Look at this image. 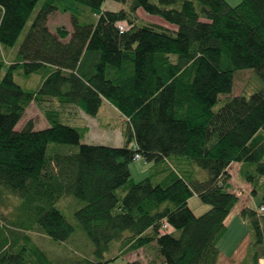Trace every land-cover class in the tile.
Returning a JSON list of instances; mask_svg holds the SVG:
<instances>
[{
    "label": "trees",
    "instance_id": "16d2710c",
    "mask_svg": "<svg viewBox=\"0 0 264 264\" xmlns=\"http://www.w3.org/2000/svg\"><path fill=\"white\" fill-rule=\"evenodd\" d=\"M105 1L0 0V47H13L30 22L17 54L0 58V198H20L13 220L0 223V264H57L33 234L72 236L57 207L65 196L84 202L74 212L92 244L84 264H107L115 240L120 255L154 247L166 264H218L239 200L231 163H240L256 206L264 203V0H114L124 5L118 10L104 9ZM57 10L71 13L72 33L49 30ZM140 10L174 28L144 20ZM243 69L254 70L253 83L221 100ZM16 73L40 74L41 82L25 88ZM102 96L128 118L122 146L84 143L88 127L66 121L65 106L95 116ZM31 103L49 126L35 129L29 119L17 129ZM141 159L151 174L134 181L130 165ZM194 165L207 180L196 178ZM194 195L210 209L196 215ZM241 215L252 225L242 264H259L264 215L250 208ZM165 222L171 232L162 231Z\"/></svg>",
    "mask_w": 264,
    "mask_h": 264
},
{
    "label": "rangeland",
    "instance_id": "374dc122",
    "mask_svg": "<svg viewBox=\"0 0 264 264\" xmlns=\"http://www.w3.org/2000/svg\"><path fill=\"white\" fill-rule=\"evenodd\" d=\"M239 3L240 0H237ZM40 4L36 7L34 14L39 9ZM50 24L52 28L64 27L73 29L72 25V16L70 12H61L57 10L55 14L51 17ZM28 26L24 29L16 44L13 47L4 48L0 47V58L3 60H11L12 57L17 54L20 45L22 44L27 31ZM6 69L4 68L0 73V79L5 74ZM254 70L252 69H243L238 70L234 74V84L233 90L230 94L221 95L220 99L224 100L230 96H236L242 92L246 84L253 83L254 81ZM15 81L21 86L28 89H36L40 84L41 75L34 73L30 76H24L15 74ZM107 99V97H105ZM108 100V99H107ZM104 110L97 118L100 124H103V128L99 129L96 127L93 129L92 134L96 135L92 143L105 145L115 144L114 142H109V134H117V130L121 127L126 128L127 124L123 122L122 117L119 112L115 110L112 102H105ZM106 107V108H105ZM219 105H216L218 108ZM28 119H33L34 124L41 126L45 121L43 113L35 105L32 104L25 113L22 123L19 125H24ZM96 121V120H95ZM106 127V128H104ZM104 129V130H103ZM101 132V133H99ZM133 145V144H132ZM108 146V145H107ZM148 164L143 160H134L132 161L130 168L132 171V178L134 181H139L147 176H150L151 171L148 169ZM196 172L195 176L201 181L208 179V172L197 165H194ZM236 164H232L228 167V172L231 175L230 183L232 184L233 193L237 194L240 192L239 199L244 196L246 189L244 187H239L236 184ZM246 195V194H245ZM259 203L258 199H255V205ZM84 202L72 197L65 196L59 200L57 207L64 213L68 222H70L75 227V232L72 236L64 241L58 242L54 241L43 233H34L35 242L42 247L43 250L57 263V264H84L85 260H91L92 255V244L89 240L86 232L83 230L80 223L76 220L74 212L80 208ZM18 205V207H17ZM20 206V198L16 195L4 192L0 198V223L3 224L10 223V220H13V216L16 212V208ZM189 206L196 215H201L210 209V205L204 203L197 195H194L189 200ZM254 209L252 207H247ZM128 232L125 233L127 235ZM252 236V225L248 219H244L241 216L236 215V213L231 214L229 221L227 222V229L222 238L219 241L218 247L220 249V261L218 264H242V260L246 256L248 244ZM122 248V243L119 240L111 242L109 250L104 254V261L108 262L107 264H126L127 261H133L138 259L137 256H140L142 259H155L158 264H166L163 262V258L159 257L154 247H151L142 252H129L123 255H120ZM157 257V258H156ZM263 258L260 259L259 264Z\"/></svg>",
    "mask_w": 264,
    "mask_h": 264
},
{
    "label": "crops",
    "instance_id": "0c3cea01",
    "mask_svg": "<svg viewBox=\"0 0 264 264\" xmlns=\"http://www.w3.org/2000/svg\"><path fill=\"white\" fill-rule=\"evenodd\" d=\"M226 1L229 4H231V5L238 4L237 0H226ZM122 7H124L123 4H121L119 2H116L114 0H106L105 3H104V9L118 10V9H120ZM56 12L57 11L52 12L48 16V21H47L48 28H49V30L52 33H55L57 27L56 28H52L51 24H50V20H51V17L53 16V14H55ZM138 14L140 15V17H142L146 21L154 22V23H157V24H161V25H164V26H167V27L174 28L173 25L168 24L166 21H164L159 16L149 15V14L144 13L141 10L138 12ZM66 29L70 33L73 32V29H69V28H66ZM65 41H68V39L65 40ZM40 82H41V80H40ZM106 101L109 102V100H107L104 96H102L101 107H100L97 115H95V116L87 115L84 111H82L81 109H79L78 107H75V106H65L64 107V110L66 111L65 118H66L67 122H69L71 124H74V125H83V126H87L88 127V132H87V134L85 135V137L83 139L84 143L94 144V143H92V141H94L93 139L96 138L95 137L96 135L92 134L93 129L96 128V127L98 128V130L103 128L104 125L100 124V122L97 121L98 120L97 118L101 114L102 110H104V106L106 104L105 103ZM32 104H34V103H31L30 106ZM28 108H27V110H28ZM115 110L117 112H119L120 116L122 117L123 122L127 124L128 123V118L123 116L116 107H115ZM24 116H25V114H24ZM24 116L22 117V119L16 125L17 129H21L24 126V125L19 126L22 123ZM48 126H49V123L47 122L46 119H45V121L43 122V124L41 126H37V125L34 124V128L35 129H43V128H46ZM104 128H106V127H104ZM123 131H124V129L121 127L120 129L117 130V134H113V135L109 134V138H108L109 140H107V141H109L111 143L115 141L114 142L115 144H108V142H107L105 145H108V146H122L125 143V139H124V136H123ZM99 133H101V132H99ZM232 164H236V169H237V171H236V184L239 187H244L246 189V192H245L246 195L244 194V196H242V198H240L238 200V203H237L236 207L233 209V211L231 212V214L236 213V215L242 217L241 212H242L243 209H245V208H247L249 206L252 207V205L255 206V197L251 194L252 187H251L250 183H248L246 181H243L240 178V176H239L240 163L233 162V163H231V165ZM149 166H150V164H148L147 167L149 168ZM231 214L228 216V218L226 220V223L229 221V218H230ZM144 250H146V249L145 248H140V249H138L136 251H133V252H138L139 253V252H142ZM137 258L139 260H141L143 264H147L148 262L152 261L151 258L142 259L140 256H137ZM219 261H220V257H219Z\"/></svg>",
    "mask_w": 264,
    "mask_h": 264
},
{
    "label": "built area",
    "instance_id": "2783aa9c",
    "mask_svg": "<svg viewBox=\"0 0 264 264\" xmlns=\"http://www.w3.org/2000/svg\"><path fill=\"white\" fill-rule=\"evenodd\" d=\"M119 29L121 31L125 30V26L124 25H119ZM140 158V155L137 154L135 156V159H139ZM237 195L239 196L240 195V192L238 191ZM254 210L256 211L257 215H264V203L259 205V206H254ZM173 230V228L168 224V223H163L162 225V231H165V232H171ZM260 264H264V258L261 260Z\"/></svg>",
    "mask_w": 264,
    "mask_h": 264
}]
</instances>
